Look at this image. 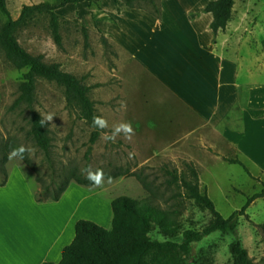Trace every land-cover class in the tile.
Listing matches in <instances>:
<instances>
[{
  "label": "rangeland",
  "instance_id": "rangeland-1",
  "mask_svg": "<svg viewBox=\"0 0 264 264\" xmlns=\"http://www.w3.org/2000/svg\"><path fill=\"white\" fill-rule=\"evenodd\" d=\"M7 1L12 15L18 17L26 4H53L59 0ZM115 1L124 8L128 6L134 10H143L154 17H160L162 11V0ZM110 5H114V0L72 3L60 8L58 13L61 16L60 32L63 37L61 45L56 43L49 19L45 15L37 17L30 25L17 31L20 44L28 52L42 56L47 63L59 64L62 70L75 74L90 87L89 95L95 101L97 111L108 120L109 127L103 132H111L112 127L120 122L134 123L138 118L142 119L140 111L126 106L128 98L124 71L135 63L123 44L122 35L117 30L116 34L111 31L116 29V24L121 26L124 19L121 16L114 18ZM134 10L130 13L142 14ZM7 18L0 10V28ZM111 18L117 22L114 23V28L109 26L110 30H107L106 23L112 22ZM124 22L127 23L126 20ZM129 28L136 37L141 35L144 28L142 20L135 17ZM27 72L28 68L20 66L0 47V181L5 178L4 166L8 178L15 170L11 185L17 182L20 186L17 177L19 174L36 189L37 194L52 183L55 176L63 179L71 173L84 177L83 169L89 166L92 169L102 168L105 178L100 188L87 186L93 187L87 189L71 181L77 183L69 193L76 219L90 220L111 229V201L120 196H128L138 200L153 199L157 205L169 211L184 229L202 228L210 220L209 211L186 195L181 181H173L178 174L189 178V164L199 170L201 189L209 194L226 218L236 210L244 209L248 199L264 189V170L250 162H243L248 171L241 164L230 162L232 159L229 158H199L203 161L204 168L182 153L174 156L165 154L152 159V150L159 149L162 144L152 142L146 149L142 142L138 148L123 135L111 142L105 141L102 133L97 142L91 145L93 128L82 118L79 108L69 104L65 87L56 81L39 78L34 109L43 116L49 113L55 115L48 122L52 137L50 162L45 151L37 146L29 134L32 109L27 105L16 104L20 85ZM22 144L32 149L31 154L26 153L23 161L13 158L4 162V156L12 148ZM90 148V155H87ZM129 153L134 155L130 158ZM117 174L119 176L111 178L109 183L110 176ZM239 223V236L249 256L255 263L264 264V197L256 199L245 209ZM151 236L163 238L159 229L154 230ZM234 238L233 234L216 232L195 245V254L197 257L202 252L207 254L210 258L208 264H233L230 245Z\"/></svg>",
  "mask_w": 264,
  "mask_h": 264
},
{
  "label": "crops",
  "instance_id": "crops-1",
  "mask_svg": "<svg viewBox=\"0 0 264 264\" xmlns=\"http://www.w3.org/2000/svg\"><path fill=\"white\" fill-rule=\"evenodd\" d=\"M211 1L162 0L160 17L110 5L114 18L127 21L111 31L135 63L124 71L126 106L142 119L132 123L130 142L162 144L152 159L182 153L204 168L199 158H238L264 170V0H234L217 33L205 11ZM135 17L144 27L137 37L129 31ZM14 172L0 186V264L60 262L76 236L69 193L77 183L58 201L41 202L25 177L11 185Z\"/></svg>",
  "mask_w": 264,
  "mask_h": 264
},
{
  "label": "trees",
  "instance_id": "trees-1",
  "mask_svg": "<svg viewBox=\"0 0 264 264\" xmlns=\"http://www.w3.org/2000/svg\"><path fill=\"white\" fill-rule=\"evenodd\" d=\"M93 3L96 0H59L56 3L41 2L26 4L22 7L18 17H14L7 0H0V10L7 15L6 22L0 28V47L22 67L28 68L24 81L20 85V95L17 105H27L32 109L29 134L38 147L45 151L49 158L52 143L48 123L41 126L42 114L34 109L36 101L37 80L39 78L56 81L65 87L69 104L79 108L81 116L93 128L90 137L91 145L100 138L102 131L92 126L94 115H101L96 109V103L91 99L90 87L81 78L73 73L64 71L59 64L47 63L42 56H35L28 52L19 42L17 31L31 24L39 16H47L53 37L61 45L63 37L60 32V8L72 3ZM234 6V0H215L205 7V11L214 14L212 28L215 33L226 28ZM91 148L87 152L90 155ZM4 162L8 155L4 156ZM241 164L246 170L248 167L239 159L229 160ZM5 178L0 181L4 186L8 181V173L2 166ZM190 176L176 175L174 182H182L186 195L198 205L209 211L210 220L199 229H184L181 223L169 211L161 208L151 198L142 200L128 196H120L112 201L113 221L112 228L107 229L101 225L81 219L76 224V236L72 243L63 250L60 262H44L42 264H208L210 258L207 254H195V245L206 237L221 232L233 234L230 252L233 264H257L249 256L239 236L240 216L245 209L256 199L264 197V189L250 197L242 210H236L226 218L217 209L215 202L206 191L200 187V173L189 164ZM169 172V171H168ZM173 174V172H169ZM133 175V173H132ZM119 176L111 175L110 178ZM80 185L92 186L84 177L69 174L61 179L55 176L52 183L36 194L38 201H58L68 189L71 181ZM171 180V183L173 182ZM55 185V188H53ZM179 185V184H178ZM159 229L163 238H153L151 233Z\"/></svg>",
  "mask_w": 264,
  "mask_h": 264
},
{
  "label": "clouds",
  "instance_id": "clouds-1",
  "mask_svg": "<svg viewBox=\"0 0 264 264\" xmlns=\"http://www.w3.org/2000/svg\"><path fill=\"white\" fill-rule=\"evenodd\" d=\"M53 117H55V115L52 113L42 116V119L40 121L41 126L45 125L48 122H51L53 120ZM92 126L102 131L103 139L105 141L115 142L118 136L123 135V137L130 142L132 137L136 134L131 121L120 122L112 127L111 132H103L104 129H107L109 127V124L107 118L102 115L93 116ZM31 152V148L26 147L22 144L19 147L12 148L9 151L8 159L11 160L13 158H18L23 161L25 159V154H31ZM133 155L134 153H129L130 158ZM82 174L84 175V179L88 180L92 186H95L96 188H100L103 186L105 173L102 168L92 169L91 166H89L82 170ZM110 182L111 178H109V183Z\"/></svg>",
  "mask_w": 264,
  "mask_h": 264
}]
</instances>
